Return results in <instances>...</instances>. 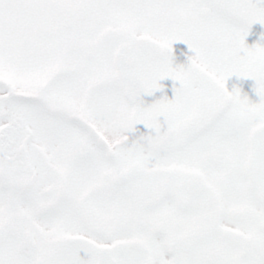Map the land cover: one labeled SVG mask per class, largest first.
I'll return each instance as SVG.
<instances>
[{
  "label": "snow or ice",
  "instance_id": "6c2138e0",
  "mask_svg": "<svg viewBox=\"0 0 264 264\" xmlns=\"http://www.w3.org/2000/svg\"><path fill=\"white\" fill-rule=\"evenodd\" d=\"M254 24L264 0H0V264H264Z\"/></svg>",
  "mask_w": 264,
  "mask_h": 264
},
{
  "label": "flooded vegetation",
  "instance_id": "af4514ba",
  "mask_svg": "<svg viewBox=\"0 0 264 264\" xmlns=\"http://www.w3.org/2000/svg\"><path fill=\"white\" fill-rule=\"evenodd\" d=\"M262 35H264V26H261V25L252 26L250 31H249L248 36L246 37V43L249 46L256 44V43H264V41L261 40ZM173 48H174V53L176 55V61L175 62L177 64L185 63L186 57L184 55H179L180 52H183L184 43L178 42V43L173 45ZM249 80L250 79L244 80V84L247 83ZM174 83H175L176 87H179L178 82H173L171 79H166V80L161 81V84L163 86V90L157 91L153 96H150V97L146 96V97H144V99L148 103H152L155 100L163 98L164 96H167L169 99H172L173 95H174V93H173ZM247 94L251 100L258 101V97L255 95L253 89L250 90V92ZM161 120H163V118H161ZM137 129L139 130V132H142V133H147L149 131L142 124L137 125ZM82 255H83V253H82Z\"/></svg>",
  "mask_w": 264,
  "mask_h": 264
},
{
  "label": "rangeland",
  "instance_id": "374dc122",
  "mask_svg": "<svg viewBox=\"0 0 264 264\" xmlns=\"http://www.w3.org/2000/svg\"><path fill=\"white\" fill-rule=\"evenodd\" d=\"M258 25L260 24H254L252 26H258ZM183 53H185L184 55L185 57L186 55H191V53L188 51L186 44H184ZM227 86L229 90H231L234 86H238L242 88V91H244V93H249L250 90L253 89L254 82L252 80H249L247 83L244 84V80L238 79L237 77L234 76L227 82Z\"/></svg>",
  "mask_w": 264,
  "mask_h": 264
}]
</instances>
